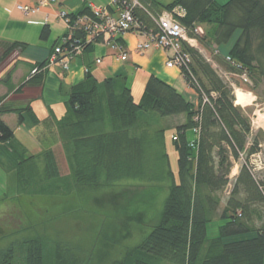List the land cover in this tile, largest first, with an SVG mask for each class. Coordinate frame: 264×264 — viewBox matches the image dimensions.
Here are the masks:
<instances>
[{"label": "trees", "instance_id": "trees-1", "mask_svg": "<svg viewBox=\"0 0 264 264\" xmlns=\"http://www.w3.org/2000/svg\"><path fill=\"white\" fill-rule=\"evenodd\" d=\"M115 1L119 10L126 7L125 0ZM138 1L141 7L133 8L132 14L141 34L159 33L156 20L163 12L176 8L186 13L178 21L188 31L189 38L205 43L196 30L209 26L211 31L206 37L216 47L214 60L236 82L226 83L200 52L186 43L182 50L190 57V63L179 71L198 94L197 106L154 76L148 79L137 102L126 76L99 81L89 71L85 81L70 90L67 112L56 123L70 170L68 188L74 192L96 189L101 178L106 189L113 187L120 178L123 148L128 168L134 156L143 155L145 161L146 152L155 155L157 151L150 139L135 137L141 115L185 116V123L172 136L171 153L177 156L176 171L168 152V130H162L164 154L156 166L163 161L166 167L154 170V164L150 171L153 178H148L162 183L166 188L164 198L156 197L147 186H126L135 191L129 200L124 186L121 194L115 195L114 199L121 201L116 205L121 218L131 219L133 212L143 217L146 203L151 209L157 204L162 208L141 244L114 264H264V180L258 178L250 163L254 156L264 158V131H253V111L236 105L233 87L249 89L250 85L241 79L243 75L251 85H258L264 79V0H229L225 4L218 0H175L168 5L154 0ZM84 16L92 18L90 8L68 14L67 19L73 24ZM67 36L68 32L64 37ZM49 37L50 29L44 27L41 39L47 41ZM74 37L84 43L86 34L75 30ZM61 40H57L53 50ZM118 41L122 43V38ZM102 43V38L96 39L86 46L85 53ZM0 47L4 60L16 51L23 52L28 45L0 43ZM43 66L36 65L35 69L40 72ZM11 77L9 72L6 81ZM6 114L17 115L20 125L27 119L33 125L40 124L30 105L0 106V153L3 144L15 138L3 121ZM24 156L17 163L18 183L23 186L29 183L25 171L36 159L34 155ZM43 156L46 161L43 177L53 185L59 182L60 168L52 150ZM237 163H240L239 173L232 179ZM132 206L135 209L131 212ZM218 219L222 221L218 235L209 238V226ZM23 248L25 264H80L60 246L50 253L42 239H29ZM14 254V246L0 251V264H12Z\"/></svg>", "mask_w": 264, "mask_h": 264}, {"label": "rangeland", "instance_id": "rangeland-1", "mask_svg": "<svg viewBox=\"0 0 264 264\" xmlns=\"http://www.w3.org/2000/svg\"><path fill=\"white\" fill-rule=\"evenodd\" d=\"M162 1L169 3L174 0ZM218 1L225 4L229 0ZM58 20L62 25L64 24L61 18ZM42 31V27L36 30L31 29L29 43L50 47L55 41V35L43 41L40 36ZM208 31H211L209 26H201L200 38H205L204 42L208 45L196 41L194 49L200 52L226 83L235 84L236 81L225 73L224 69L214 60L213 53L216 52V47L213 41L207 40ZM57 35L60 36V33L58 32ZM129 71L132 72L131 69ZM130 75L128 85L133 87V81L137 82L138 79L134 80V76ZM248 84L249 89L243 87L246 91L233 86L235 96L237 91L251 94L249 99L251 105L242 108L253 111L251 119L253 131H264V79L258 85ZM138 91L139 88L136 87L134 92L137 102L141 99ZM41 102L34 104L40 122L43 123L41 126L33 125L29 119L20 125L18 117L7 120V125L14 132L15 138L12 142L3 144L0 153V251H6L14 246L15 254L12 264H25L23 243L29 239L38 238L42 239L50 253L60 246L70 255H74L80 264H114L116 261L123 260L127 252L141 244L142 239L149 233V228L157 220V214L162 207L157 204L155 209H151L146 203L144 209L148 214L145 213L142 217L143 214L135 215L133 212L131 219L121 218L116 213V205L121 201L114 199L115 195L121 194L122 186H124L129 200L135 191L126 186H147L156 193V197L163 196L164 198L166 188H163L161 182L148 178H153L150 171L154 164V170L159 167L163 170L166 167L163 161L156 166V162L164 154L161 145L162 130H168L166 132L168 152L174 171L177 169V156L171 153L172 136L176 134L172 122L176 120L168 121L166 118L155 115L143 117L141 115V122L135 137L150 139L151 146L157 151L155 155H149L144 151L146 152L145 161L143 155L134 156L131 160V167L128 168L123 155V153L126 154V150L123 148L120 152L122 161L120 178L113 187L106 189L102 185L103 178H101L98 185H95L99 186L95 187L96 189L84 188L74 192V189L72 191L68 188L70 187V170L59 142L60 135L57 126L49 122L45 123L43 119L47 116H43V113L46 109ZM23 107L25 108L26 105ZM195 137L198 138L196 134ZM51 150L60 168L59 182L53 185L51 181L43 177L46 170L43 154ZM24 155H34L36 159L32 165H28L29 168L25 171V178H28L29 183H24L23 186L18 183L17 163L18 160L26 157ZM250 163L256 169L258 178L264 180V158L260 155L254 156ZM239 168L240 163L234 165L230 178L234 179L238 175ZM148 194L151 197L150 193ZM133 209L135 207L132 206L131 212ZM221 224L222 221L218 219L209 226V238L218 235Z\"/></svg>", "mask_w": 264, "mask_h": 264}, {"label": "crops", "instance_id": "crops-1", "mask_svg": "<svg viewBox=\"0 0 264 264\" xmlns=\"http://www.w3.org/2000/svg\"><path fill=\"white\" fill-rule=\"evenodd\" d=\"M43 1L45 0H0V43L28 45L23 52L16 51L4 60V51L0 47V100H2L0 106L6 104L23 108L24 105H30L40 121L34 104L42 101L41 103L46 109L43 116H47L43 120L47 124L49 122L55 125L67 112L66 101L70 90L85 81L86 70L90 71L99 81L117 76H126L130 79V74H132L134 80L138 79L137 82L133 81V87H131L135 100L137 98L134 92L136 87L139 88L138 92L141 98L148 79L154 76L172 86L193 105H198V94L188 86L181 72L178 69L167 67L168 54L158 50L138 54L135 49L141 39L135 34H126L122 37V45L128 55L127 62L118 61L111 46L105 42L96 44L92 52H86L76 57L70 64V70L66 73L62 72L59 65L47 68L55 43L67 32L64 21L62 23L65 26L58 20L61 13L75 14L83 7H91L108 9L110 14L114 15L115 9L111 6L112 0H57L55 4L43 7L33 15L25 16L18 10V6L36 7ZM154 1L168 5L175 0L169 3H164L162 0ZM39 27H48L50 36L55 35V41L51 43L50 47L29 43L30 30L33 28L36 30ZM58 32L60 36H56ZM97 61L101 63L98 64ZM36 65L44 66L42 70H39L40 72L33 74L34 71H37ZM9 72H12V77L6 81ZM17 117L15 114H6L3 116V121L8 124V119H17ZM166 119L168 121L176 120V122H172L174 130L185 123V116ZM42 124L40 122L39 126Z\"/></svg>", "mask_w": 264, "mask_h": 264}, {"label": "built area", "instance_id": "built-area-1", "mask_svg": "<svg viewBox=\"0 0 264 264\" xmlns=\"http://www.w3.org/2000/svg\"><path fill=\"white\" fill-rule=\"evenodd\" d=\"M127 1L125 0L123 3L126 7L119 10L116 1L112 0L111 6L115 9L114 15H111L108 9L90 7L93 14L92 18L84 16L73 24L67 19V13H61L59 18L66 24L68 36H63L61 44L55 47L48 60L47 68L59 65L62 72H68L71 62L76 57L83 55L86 46L99 38H102L103 43L106 42L111 46L118 61L126 62L128 55L124 45L118 41L119 38L126 34H135L141 39L135 49L138 54H144L152 50L163 51L168 54L167 67L170 69L180 70L184 65L189 64L190 57L183 53L182 45L186 43L190 47H194L196 40L189 38L188 31L178 21V19L186 16L185 11L181 8H176L171 12H163L156 20L159 33L141 34L137 32L138 23L132 14V9L141 7V4L138 0ZM56 2L57 0H45L36 7L18 6V10L25 16H29L36 14L41 8ZM75 30L86 34L84 43L81 41L82 39L76 40L74 37ZM196 33L199 34L200 29H197ZM97 63L100 64L101 62L97 61ZM37 71H34L33 74L37 73ZM88 72L86 70V73ZM241 79L245 83H249L247 76L243 75Z\"/></svg>", "mask_w": 264, "mask_h": 264}, {"label": "bare ground", "instance_id": "bare-ground-1", "mask_svg": "<svg viewBox=\"0 0 264 264\" xmlns=\"http://www.w3.org/2000/svg\"><path fill=\"white\" fill-rule=\"evenodd\" d=\"M251 94L244 93L242 91L236 92V105L241 107H246L251 105L249 101Z\"/></svg>", "mask_w": 264, "mask_h": 264}]
</instances>
